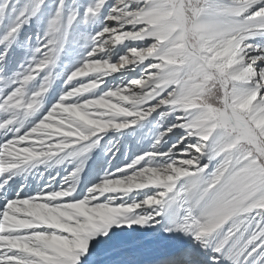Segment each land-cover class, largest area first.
<instances>
[{
    "label": "snow or ice",
    "instance_id": "snow-or-ice-1",
    "mask_svg": "<svg viewBox=\"0 0 264 264\" xmlns=\"http://www.w3.org/2000/svg\"><path fill=\"white\" fill-rule=\"evenodd\" d=\"M0 264H264V0H0Z\"/></svg>",
    "mask_w": 264,
    "mask_h": 264
}]
</instances>
